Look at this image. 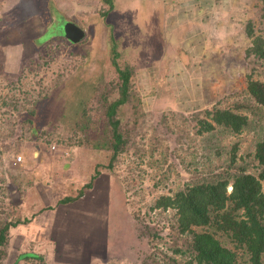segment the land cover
Masks as SVG:
<instances>
[{
    "label": "rangeland",
    "instance_id": "374dc122",
    "mask_svg": "<svg viewBox=\"0 0 264 264\" xmlns=\"http://www.w3.org/2000/svg\"><path fill=\"white\" fill-rule=\"evenodd\" d=\"M40 1L0 0V222L22 221L9 227L0 246V264H142L143 251L168 249L166 241L137 238L134 225L165 224L169 230L174 210L150 206L158 195L182 186L206 152L203 139L192 131L193 111L185 110L196 102L192 97L208 105L220 99L226 104L246 88L247 79H263L257 58L246 54L251 37L245 34L250 20L255 33L264 36L260 2L217 0L223 25L210 32L211 47L201 53L193 47L187 51L188 28L164 27L162 13L149 12L157 8L149 0H111L113 9L106 17L100 12L109 3L103 0H43L50 9L58 5L66 19L81 25L87 39L71 43L54 36L36 46L34 39L46 28ZM182 3L174 2V10ZM107 21L113 23L119 65H132V95L116 113L126 140L110 168V150L91 145L109 130L105 102L98 93H106L117 75L110 62ZM59 29L53 26L50 33ZM172 49L180 60L174 64L177 71L184 75L185 66L194 78L191 83L170 80L174 66L165 54ZM44 87L49 98L30 133L24 130L23 112L13 104L22 103L25 91L38 98ZM116 96L114 91L107 101ZM82 123L86 126L81 129ZM41 132L68 143L51 150ZM239 136L242 151L251 133ZM18 155L22 160L14 163ZM33 157L40 161H31ZM101 163L105 170L100 169L86 193L66 203L59 200L74 197ZM168 165V176L161 177ZM16 181L22 183L21 190ZM115 182L122 200L112 189ZM11 185L19 191L18 200L11 199ZM28 252L39 257H20Z\"/></svg>",
    "mask_w": 264,
    "mask_h": 264
},
{
    "label": "trees",
    "instance_id": "16d2710c",
    "mask_svg": "<svg viewBox=\"0 0 264 264\" xmlns=\"http://www.w3.org/2000/svg\"><path fill=\"white\" fill-rule=\"evenodd\" d=\"M103 1L109 3V8L100 12L102 17H106L113 9V4L111 0ZM259 2L261 17L264 19V0ZM248 21L245 34L251 37V47L246 54H253L257 58L259 74L263 79H247L246 88L236 91L237 97L227 101L226 104L223 103L224 99H220L208 105L203 101L199 102L195 96L192 97L196 102L191 104L192 108L185 110L193 111L192 131L203 139L206 152L201 156L200 165L193 169V173L182 186L177 187L170 194L158 195L150 206L151 209L158 211L174 210L175 217L168 224L169 230L165 231V224L159 227L153 224L134 225L137 238L145 237L150 242L155 239L166 241L168 249L162 251L155 246L151 250L143 251L139 255L142 264H264V36L261 33L256 34L252 22ZM107 23L111 27L108 31L110 62L117 75L110 82L106 93L103 91L98 93L105 102L109 130L106 129L101 140L96 139L91 145L110 150L106 164V167L110 168L126 140L119 129L120 121L116 113L132 95L130 84L132 65L130 63L119 65L120 51L117 48L118 42L114 38L113 23L108 21ZM86 39L84 37L80 42ZM166 49L169 50V45H166ZM187 49L189 51L191 47ZM167 54H170L166 57L168 64L174 66L171 67L170 80L181 82L187 80L191 83L194 78H189L185 66L183 65L184 75H182L174 65L180 61L175 56L176 50L172 49V52L165 55ZM189 71H191L190 66ZM195 83L196 80L193 85ZM179 87L183 88L181 85ZM95 89H99L97 84ZM42 90L38 98L25 91V96L21 98L22 103L15 101L13 104V109L18 113L23 112V123L26 126L24 130L30 133L38 123L42 111L39 109L41 106L44 107L49 98L48 88L44 87ZM114 91L117 96L107 101ZM196 103L198 105L195 106ZM201 103L203 104L200 106ZM221 103L223 105H220ZM13 126L11 124L8 128L10 136L14 131ZM85 126V123L79 124L81 129ZM243 132L251 133V136L248 147L241 151L242 137L239 135ZM40 135L47 136L45 139L47 143L54 142L56 148L68 143L60 137H53L49 132H41ZM230 136L235 138L229 143L223 141ZM169 166H166L161 177L168 176ZM104 167L102 163L97 164L89 181L75 192L74 197L69 195L59 200L66 203L80 198L99 176L100 169L105 170ZM158 181L159 177L155 185ZM1 182L5 180L1 179ZM14 184L18 190H21L18 186L22 184L21 182L16 181ZM28 184L31 185V182ZM228 186L231 187L229 192ZM114 188L118 199L122 200L121 187L115 182L112 189ZM4 191H8L6 187ZM21 222L20 219L0 222V246L6 241L9 227ZM23 255L20 257H39L29 252L27 256Z\"/></svg>",
    "mask_w": 264,
    "mask_h": 264
},
{
    "label": "crops",
    "instance_id": "0c3cea01",
    "mask_svg": "<svg viewBox=\"0 0 264 264\" xmlns=\"http://www.w3.org/2000/svg\"><path fill=\"white\" fill-rule=\"evenodd\" d=\"M156 4V10H149L161 14L163 25L170 28V31L178 30L181 27L187 29L186 41L189 47L199 50H207L210 32L222 24L223 13L218 8L217 0H149ZM183 2L179 8L174 10V2ZM58 9V5H56ZM62 13V12H61ZM63 14V13H62ZM209 45V46H208ZM202 53V52H201ZM205 53V52H204ZM38 154V153H37ZM41 156L40 153L38 157ZM38 158L33 157L31 161ZM40 161V159H38ZM89 190L86 189L84 193ZM75 202V201H74ZM74 207V206H73Z\"/></svg>",
    "mask_w": 264,
    "mask_h": 264
},
{
    "label": "water",
    "instance_id": "95a60500",
    "mask_svg": "<svg viewBox=\"0 0 264 264\" xmlns=\"http://www.w3.org/2000/svg\"><path fill=\"white\" fill-rule=\"evenodd\" d=\"M40 1V6L43 10H45V31L37 36L34 39V44L36 46L42 45L47 41L54 38V36H60L65 38L67 41L76 43L85 37V29L80 27L77 23L72 20H68L65 16L55 7L50 9V6L47 7L46 2ZM47 1V0H46ZM53 5V4H52ZM36 4L34 5V9H36ZM48 23V25H47ZM59 25L60 29L56 31L54 34L50 33V30L53 26ZM9 192L12 200L19 199V191L13 185L9 187Z\"/></svg>",
    "mask_w": 264,
    "mask_h": 264
},
{
    "label": "built area",
    "instance_id": "2783aa9c",
    "mask_svg": "<svg viewBox=\"0 0 264 264\" xmlns=\"http://www.w3.org/2000/svg\"><path fill=\"white\" fill-rule=\"evenodd\" d=\"M49 147H50L51 150H55L56 149V144L54 142H52V143L49 144ZM21 160H22L21 156L18 155L16 157V159L14 160V163H19Z\"/></svg>",
    "mask_w": 264,
    "mask_h": 264
},
{
    "label": "flooded vegetation",
    "instance_id": "af4514ba",
    "mask_svg": "<svg viewBox=\"0 0 264 264\" xmlns=\"http://www.w3.org/2000/svg\"><path fill=\"white\" fill-rule=\"evenodd\" d=\"M86 31V30H85Z\"/></svg>",
    "mask_w": 264,
    "mask_h": 264
}]
</instances>
